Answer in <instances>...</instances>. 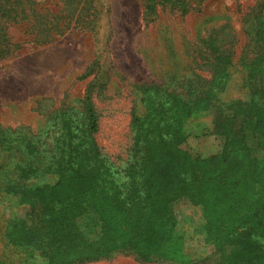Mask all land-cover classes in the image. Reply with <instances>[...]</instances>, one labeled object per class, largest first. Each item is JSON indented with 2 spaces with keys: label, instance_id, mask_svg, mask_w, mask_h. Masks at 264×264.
Here are the masks:
<instances>
[{
  "label": "rangeland",
  "instance_id": "374dc122",
  "mask_svg": "<svg viewBox=\"0 0 264 264\" xmlns=\"http://www.w3.org/2000/svg\"><path fill=\"white\" fill-rule=\"evenodd\" d=\"M7 5L0 2V179H15L14 186L21 187L0 196V257L6 264H61L85 244L95 248L111 238L122 247L72 264H264V248L250 243L253 232L264 227L262 207L257 215L219 226L214 206L205 209L184 195L166 199L167 224L146 241L156 252L145 259L137 252L141 238L122 244L129 238H122L125 226L119 221V208L133 202L120 199V186L128 180L122 169L135 135L131 113L178 110L181 158L217 155L224 138L207 132L210 116L185 120L186 97L209 92L221 80H227L223 96L252 95L249 81L261 67L253 60L264 47V0H18L10 15ZM88 106L98 118L93 134L86 126ZM254 126L257 140L264 142V120L259 117ZM92 138L106 167L85 148ZM257 147L254 154L262 161L252 171L262 173L264 144ZM66 156L72 161L78 156L77 181L39 171L43 161L54 166ZM157 159L149 162V171ZM168 174L152 179L164 181ZM249 180L243 182L248 188L254 183ZM21 182L29 188L56 185L58 196L84 189L88 199L82 204L98 210L109 224L90 212L78 217L86 226L75 242L59 240L41 252L31 243L10 245L3 229L11 218H17L13 236H28L23 225L32 203Z\"/></svg>",
  "mask_w": 264,
  "mask_h": 264
},
{
  "label": "trees",
  "instance_id": "16d2710c",
  "mask_svg": "<svg viewBox=\"0 0 264 264\" xmlns=\"http://www.w3.org/2000/svg\"><path fill=\"white\" fill-rule=\"evenodd\" d=\"M0 2L3 5L8 3L4 7L7 15H10L9 12L14 13L17 8L18 0ZM260 53L261 56L253 60L256 67H260L259 65L261 67L256 71L258 77L249 81V86H253L252 95H247L244 99L223 96L221 93L227 87V80H221L219 85L216 82L212 84L213 89L211 88L209 92L192 93L186 97L188 110L185 120L193 115L210 116L212 126L207 132L219 134L224 138L223 147L217 155L192 158L186 153L181 158L179 155L181 151L177 148V141L180 139L177 133L183 116L178 110H163L156 115L149 112L131 113V128L135 135L127 158L128 165L122 169L128 180L120 186L122 188L120 199L123 202H133L132 205L125 206L124 210L119 208V221L125 226L120 234L123 239L129 238L125 242L121 240L123 245L141 238L142 241H138L136 246L138 254L143 259L156 252V246L146 241L159 233V226L162 228L163 224H167V214L170 211L163 205L166 199L170 201L184 195L193 203H201L205 209L214 206L216 212L213 215L218 217L219 226L224 224L230 226L236 219L257 215L261 207L264 215V192H259L264 186V171L262 173L252 171L254 164L261 165L262 160L257 159L254 153L259 149L257 146L264 144L257 140L258 129L254 126L259 117L264 120V47ZM191 84L192 80L188 82V86ZM88 97L87 91L86 98ZM171 104L170 102L168 106ZM86 123L90 133L98 130V118L92 106L86 109ZM93 141L92 138L90 145L85 148L90 150V157H94L100 165L106 167L104 160L98 158V149ZM153 158L158 159L151 172L148 169ZM76 159L72 161L71 156H66L54 166L43 161L39 171L45 174L58 173L61 178L66 176L75 182L81 175V169L75 166ZM20 160L17 161L19 164ZM206 163L211 164L210 169ZM14 165L17 167L18 164ZM165 171L169 173L167 180L162 181L160 177L152 179L163 175ZM248 178L250 184L254 182L249 188L243 184ZM208 180H212V187H207L206 182H210ZM16 182L15 179L1 178L0 196L14 195V187H21L14 186ZM21 183L26 197H29L32 203L23 225L28 236H13L17 218L10 220L8 218L3 234L10 245L26 246L31 243L33 249L41 252L49 243L59 240L75 242L82 237L80 227L86 226L85 219L78 217L90 212L96 215L98 213V218L105 226L109 224L107 218L101 216L98 210L82 204L87 198L84 189L77 190L72 197L58 196L56 185L29 188L27 184ZM46 191L48 194L44 195ZM232 191H236L237 195L240 193L241 196L236 198ZM158 197H162L161 202L156 204L155 200ZM137 203L143 206H137ZM109 212L115 214L114 209H110ZM259 231L257 235V230L252 231L255 238L251 239L250 243L254 244L255 249L264 248V227ZM119 245L114 246L112 238L97 244L95 248L89 247L88 243L82 250L72 253L66 261L61 260V264L105 257ZM41 256L48 258L46 254L41 253ZM0 264H6L4 257H0Z\"/></svg>",
  "mask_w": 264,
  "mask_h": 264
}]
</instances>
